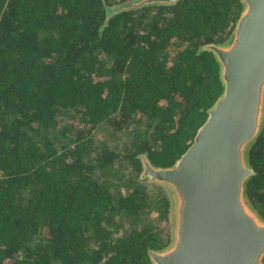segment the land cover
<instances>
[{"label": "trees", "instance_id": "1", "mask_svg": "<svg viewBox=\"0 0 264 264\" xmlns=\"http://www.w3.org/2000/svg\"><path fill=\"white\" fill-rule=\"evenodd\" d=\"M122 1L0 0V264H152L169 242L149 219L168 220L169 200L139 156L167 167L191 144L223 89L198 48L229 37L241 3L178 0L104 25ZM68 113L76 125H59ZM136 123L122 154L94 141L102 124ZM248 162L264 218V125Z\"/></svg>", "mask_w": 264, "mask_h": 264}, {"label": "water", "instance_id": "2", "mask_svg": "<svg viewBox=\"0 0 264 264\" xmlns=\"http://www.w3.org/2000/svg\"><path fill=\"white\" fill-rule=\"evenodd\" d=\"M178 0H126L109 17ZM223 43H205L219 68L222 92L206 109L191 144L171 165L140 155V179L162 187L169 200V242L149 249L152 264H264V218L247 198L254 174L248 151L264 125V0H240Z\"/></svg>", "mask_w": 264, "mask_h": 264}, {"label": "rangeland", "instance_id": "3", "mask_svg": "<svg viewBox=\"0 0 264 264\" xmlns=\"http://www.w3.org/2000/svg\"><path fill=\"white\" fill-rule=\"evenodd\" d=\"M122 2H124V1H122ZM119 3H121V2L112 3L108 7L117 6ZM169 50H170V57L172 58L174 56V46L171 47V49H169ZM76 122H77V115L75 113H68L67 115L61 116L58 119L59 125H62V124L76 125ZM138 124L139 123H136L132 126H128V128H126L124 131H121V132H113L107 124H102V125L98 126L93 132L94 141L96 143H100V144L106 143L111 148H113L115 151L122 154L125 151V149H128L130 144L132 143V137H133L134 130L140 126ZM155 186L160 187L157 185H155ZM160 188L162 189L165 196L167 197L165 190L162 187H160ZM151 194L157 195V193H154V192H152ZM167 217H168V220H163L160 217L159 212L154 211L150 214L149 219L155 225H158V226L163 227V228L168 227V229H170L169 209H168ZM116 233L117 234H123L124 230L123 229L118 230ZM32 244H35V242L33 241Z\"/></svg>", "mask_w": 264, "mask_h": 264}]
</instances>
